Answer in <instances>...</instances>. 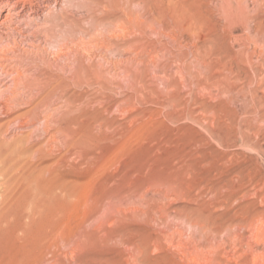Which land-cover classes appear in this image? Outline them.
<instances>
[{
    "label": "rangeland",
    "instance_id": "obj_1",
    "mask_svg": "<svg viewBox=\"0 0 264 264\" xmlns=\"http://www.w3.org/2000/svg\"><path fill=\"white\" fill-rule=\"evenodd\" d=\"M137 1L141 6L117 0L122 6L117 10L101 0L91 19L84 4L85 9L71 4L78 11L60 4L62 12H69L66 18L79 20V28L88 32L78 34L88 47H73L76 54L55 49L64 34L48 19L46 26L43 20L29 28L20 25L30 37L38 36L39 48L23 42L0 49L5 57L0 63L8 61L0 64L1 83L10 81L4 70L21 53L28 58L24 55L20 70L28 66L30 74L53 80L43 91L19 86L14 95L9 90L0 95V112L5 113H0V153H23L25 166L37 167L41 179L49 177L69 201L57 197L59 212L39 231L44 264L54 259L60 264H264V0H171L179 8L164 0L166 9L163 0H156V25L163 22L156 32L147 22L134 24L123 15L150 7V0H144L145 8L143 0ZM176 9H183L186 18ZM117 20L130 29L123 31ZM95 21L102 23L104 37ZM110 32L114 38L107 36ZM106 36L113 47L102 39ZM100 41H109L111 48ZM28 108L31 114L21 117ZM31 243L17 239L2 247L22 255Z\"/></svg>",
    "mask_w": 264,
    "mask_h": 264
},
{
    "label": "bare ground",
    "instance_id": "obj_2",
    "mask_svg": "<svg viewBox=\"0 0 264 264\" xmlns=\"http://www.w3.org/2000/svg\"><path fill=\"white\" fill-rule=\"evenodd\" d=\"M116 1L117 0H104V3L105 4H107V5H105L106 6V8L107 9H113V8H116L117 10L119 9V8H121V7H119V6H117L118 4H115L116 3ZM120 1H122V0H119V3H120ZM126 1V0H125ZM130 2L131 4L133 3V5L134 4H136V6L137 5H139L141 2H139V1H137L136 2V0H127V2ZM151 1V4H150V2L148 3V4H150V7L148 8V10L147 9H144V11H142V13H140V14H134L135 12H133V11H131V12H133V14H131V13H129V14H126L128 11H126V13H124L125 11L123 10V13H121V14H123V15H125L127 18H128V20L129 21H134L133 23L134 24H136V23H142L143 21L144 22H147L148 23V25H151L152 26V28H153V30H155V32H156V27L160 24V22L159 21H157V22H159V24L158 25H156V12L158 11L159 12V10L157 9V11L155 12L154 11V7H157V5L155 6V3H156V0H150ZM170 2H171V0H169ZM192 1V0H191ZM201 1V0H200ZM67 4H66V3ZM126 2V3H127ZM144 2V0L142 1V5H143V7L142 8H145V4L143 3ZM163 4H164V6H165V1L163 0ZM168 2V1H167ZM166 2V4H168ZM172 2H174V1H172ZM172 2H171V5H172ZM194 1H192V3H193ZM197 2H198V0H197ZM228 2V1H227ZM236 2V1H235ZM63 3H65V4H63ZM102 2H101V0H0V49H3V51H4V49L6 50V49H8L9 50V48L10 47H17V46H19L20 47V43H26V44H24V46L25 45H27V46H29V47H31V48H33L36 44H35V42H36V40H37V38L35 37V36H37L36 34L34 35V37H30L29 35H28V32L30 33V31H24V29L22 28L25 24H26V26L25 27H28V25H32L33 23H35V24H40V20H43V22H44V20L46 19H48L47 20V22H49L52 26H54V25H56V27H57V29H59V31H61L63 34H64V38L62 39V42L61 43H57V44H59V46L56 44L55 45V43H54V45L55 46H57V47H59L58 49H57V47L55 48L56 50H59V51H63L65 48L67 49H69V50H71V53H75V52H72V48L73 47H77V46H79V44H81V43H83L82 44V46L84 45L85 46V42H84V37H82L83 35L85 36V35H88L87 33L88 32H85V31H82L83 29H81V28H79V20H78V22H77V20H74L73 18L72 19H67L66 18V13L68 12H66L65 10H68V9H73V8H75L77 11H78V9L75 7V6H73V5H71V4H76V6H78V8H79V6H81L82 7V5H83V7H88V11L91 13V15H90V19H91V17H92V15H94V14H96V12L100 9V6H102V5H100ZM125 3V4H126ZM176 4H177V2H175ZM179 3V2H178ZM186 3L188 4L189 2H187L186 1ZM68 5V4H70L71 6H65V8L66 7H70V8H68V9H65L64 11H65V13L64 12H62V10H61V6H59V5ZM77 4H79V5H77ZM82 4V5H81ZM115 4V5H114ZM170 4V3H169ZM197 5H199L198 3H196ZM203 4V3H202ZM129 5V4H128ZM128 5L126 4V6H127V8L129 9L130 7H128ZM175 5V4H174ZM174 5H172V6H174ZM180 5H181V3H180ZM200 5H201V3H200ZM57 6H58V8L60 9V10H58V9H55V8H57ZM125 6V5H124ZM131 6V5H130ZM139 6H141V5H139ZM176 6V5H175ZM182 6V5H181ZM204 6V5H203ZM73 7V8H72ZM80 7V8H81ZM82 7V8H83ZM119 7V8H118ZM134 7V6H133ZM177 7V6H176ZM201 7H202V5H201ZM79 8V9H80ZM105 8V7H104ZM103 8V9H104ZM126 8V7H125ZM126 8V9H127ZM138 8V7H137ZM141 8V7H140ZM159 8H160V6H159ZM165 9H166V6L164 7ZM170 8V6L169 7H167V9H169ZM172 8V7H171ZM177 8H179V6L177 7ZM181 8V7H180ZM184 8V7H183ZM189 8H191L190 6H189ZM189 8H188V10H189ZM192 8H193V6H192ZM196 7H194V9H195ZM198 8V7H197ZM62 9H64V7L62 8ZM83 9H85V8H83ZM82 9V10H83ZM87 9V8H86ZM132 9V8H131ZM134 9V8H133ZM132 9V10H133ZM160 9H163V8H160ZM187 8L185 7V13H186V10ZM58 10V11H57ZM74 10V9H73ZM106 10V9H105ZM139 10H141V9H139ZM138 10V11H139ZM146 10H147V12H146ZM174 10V9H173ZM180 10H183V9H180ZM179 10V12H178V9H176V11L178 12V14L181 12ZM190 10H192V9H190ZM71 11V10H70ZM108 11V10H107ZM115 11V10H114ZM137 11V10H136ZM171 11V10H170ZM100 12H101V10H100ZM121 12V11H120ZM140 12V11H139ZM172 12H174V11H172ZM183 12H184V10H183ZM182 12V13H183ZM193 12V11H192ZM69 13V12H68ZM74 13V12H73ZM82 13V12H81ZM83 13H85L84 11H83ZM82 13V15L84 16V14ZM87 13V12H86ZM85 13V14H86ZM165 13V12H164ZM188 13V12H187ZM202 13V12H201ZM99 14H103V13H99ZM119 14V13H118ZM161 14V13H160ZM168 14H169V12H168ZM168 14L167 15H165V16H168ZM173 14V13H172ZM177 14V13H176ZM181 14V13H180ZM190 14V13H189ZM193 13H191L190 14V16L192 17L193 15H192ZM199 14V13H198ZM78 15V14H77ZM81 15V14H80ZM81 15V16H82ZM184 16L185 17V14H181V16ZM74 16V15H73ZM79 16V15H78ZM169 16H170V14H169ZM175 16H177V15H175ZM174 15H172V17L173 18H176ZM188 16L189 15H187V19H188ZM197 16V15H196ZM80 17V16H79ZM115 17V16H114ZM171 17V18H172ZM81 18V17H80ZM123 18V17H122ZM143 18V19H142ZM178 18V17H177ZM183 18V17H182ZM182 18H180V15H179V18L178 19H180V21H182L181 19ZM186 18V17H185ZM193 18H195V15L193 16ZM197 18H198V16H197ZM196 18V19H197ZM165 19H167V18H165ZM178 19H176V22H177V20ZM186 19V20H187ZM203 19V18H202ZM106 20V19H105ZM108 20V19H107ZM158 20V19H157ZM161 20V19H160ZM89 21V20H88ZM103 21V20H102ZM117 21H119V20H117ZM121 21V20H120ZM120 21L118 22V23H120ZM162 21V20H161ZM169 21V20H168ZM191 21H193V19L191 20ZM196 21V20H195ZM87 22V21H86ZM172 22V21H171ZM188 22V21H187ZM45 23V22H44ZM48 23V24H49ZM84 22H83V20H82V23H80V24H83ZM88 23V22H87ZM124 21H121V23H120V26H119V28H121V29H123V31L126 29H130V28H128L129 27V25H128V27H125L126 25H124ZM132 22H130V24H131ZM132 23V24H133ZM163 23V22H162ZM161 23V24H162ZM175 23V22H174ZM177 23H179V21L177 22ZM183 23V22H182ZM185 23V22H184ZM192 23V22H191ZM23 26H22V25ZM49 24V25H50ZM95 24L96 25H98V27L100 26H102L101 24V22H96L95 21ZM116 24V23H115ZM114 24V25H115ZM160 24V25H161ZM166 24V23H165ZM176 24V23H175ZM196 24H198L197 22H196ZM20 25L22 26V27H20ZM34 25V24H33ZM44 25V24H43ZM43 25H41L42 27H43ZM85 25H86V23H85ZM113 25V26H114ZM145 25H146V23H145ZM145 25H144V28H145ZM163 25V24H162ZM36 26V25H35ZM44 26H46V23H45V25ZM81 26H83V25H81ZM80 26V27H81ZM116 27H117V25H115ZM134 26V25H133ZM140 26V25H139ZM143 26V25H142ZM194 26V25H193ZM24 27V28H25ZM37 27V26H36ZM36 27H34L35 28V30L37 29ZM86 27V26H85ZM96 27V26H95ZM98 27H96V28H98ZM100 27L98 28V29H100ZM29 28V27H28ZM33 28V27H32ZM34 28H33V30H34ZM44 28V27H43ZM46 28V27H45ZM134 27H132L131 29H133ZM139 28V27H138ZM31 29V28H30ZM41 29V28H40ZM54 29H56V28H54ZM54 29H53V31H54ZM90 30L92 29V28H89ZM115 29V28H114ZM146 29V28H145ZM148 29V28H147ZM34 30V31H35ZM93 30H95V29H93ZM103 31V29L101 28L100 29V31ZM105 30V29H104ZM120 30V29H119ZM126 30H125V32H126ZM136 30V28L134 29V31ZM142 30V29H141ZM141 30H139V31H141ZM149 30V29H148ZM152 30V31H153ZM42 31H43V29H42ZM111 31V30H110ZM113 32H114V30H112ZM115 31H116V29H115ZM132 31V30H131ZM138 31V32H139ZM147 31V30H146ZM27 32V33H26ZM33 32V31H32ZM57 32V31H56ZM61 32H59V33H61ZM95 32H96V30H95ZM122 32V31H121ZM120 32V35H125V34H123V33H121ZM124 32V33H125ZM137 32V31H136ZM135 32V34L137 35V33ZM141 32H143V31H141ZM38 34L40 33V32H37ZM51 33V32H50ZM61 33V34H62ZM90 33H91V35H92V38L90 39V41L94 38V36H93V33L90 31ZM104 33V34H103ZM103 33H99V34H102L103 35V37H104V35H105V31H103ZM128 33H130V31L128 32ZM128 33H126L127 35H129ZM134 33V32H133ZM78 34L79 35H82L81 37L82 38H78L79 36H78ZM110 34H112L111 32L109 33V35H107L108 37L110 36ZM115 34V33H114ZM131 35H133L132 34V32L130 33ZM143 34H145V32L143 33ZM40 35V34H39ZM48 35V34H47ZM51 35V34H50ZM53 35H55V34H53ZM95 35H97V34H95ZM117 33L114 35L115 36V39L117 40L118 38H117ZM120 35H118L119 37H122V36H120ZM140 35H141V33H140ZM32 36V35H31ZM45 37H46V35H44ZM52 36V35H51ZM105 37V39L104 38H102L103 40H106V38H107V40L109 39L108 37ZM113 36V34L110 36V38ZM126 36V35H125ZM144 36V35H143ZM147 36V35H146ZM153 36V35H152ZM38 37V36H37ZM61 37V36H60ZM99 37H102V36H99ZM155 37V36H154ZM56 38V37H55ZM97 38V37H96ZM112 38H114V37H112ZM129 38V37H128ZM149 38V37H148ZM43 39H44V37H43ZM45 39H47V37L45 38ZM44 39V40H45ZM54 39V38H53ZM58 39H59V37H58ZM58 39H56V40H58ZM83 39V40H82ZM85 39H86V37H85ZM88 39V38H87ZM97 39H99V38H97ZM43 40V41H44ZM55 40V39H54ZM55 40V42H57ZM96 40V39H95ZM110 41L111 40H113V39H109ZM35 41V42H34ZM42 41V42H43ZM46 41V40H45ZM44 41V42H45ZM48 41H50V40H48ZM48 41L46 42V43H48ZM87 41V40H86ZM90 41H89V43L87 42V44H90ZM94 41V40H93ZM119 41V40H118ZM141 41V40H140ZM52 42V41H51ZM50 42V43H51ZM107 43V45L110 43L109 41H100L99 43ZM120 42V41H119ZM139 42V41H138ZM138 42H136V43H134L133 45H135V44H137ZM49 43V44H50ZM53 43V42H52ZM85 43V44H84ZM118 43V42H117ZM124 43V42H123ZM141 43V42H140ZM148 43V42H147ZM151 43H152V41H151ZM44 44V43H43ZM49 44H48V48L49 47H51V46H49ZM111 46L113 47V45H114V43H113V45H112V41H111ZM110 44L108 45L110 48H111V46H110ZM120 44H122V43H120ZM130 44V43H129ZM23 45V44H22ZM45 45V44H44ZM91 45V44H90ZM89 45V46H90ZM97 45H98V43H97ZM101 45V44H100ZM104 45V44H103ZM101 46V47H104V46H106V45H104V46ZM131 45V44H130ZM27 46H26V48H27ZM40 46V45H39ZM47 46V45H46ZM45 46V47H46ZM52 46H53V44H52ZM54 46V47H55ZM84 46H83V48H84ZM93 46V44L91 45V48H90V50H89V52L91 51V49L92 48H94V47H92ZM108 46H106V47H108ZM120 46V45H119ZM119 46H118V48H119ZM128 46V45H127ZM126 46V47H127ZM132 46V45H131ZM150 46V45H149ZM42 47H44V46H41V48ZM81 47V46H80ZM79 47V49H81ZM86 48L88 47V46H85ZM95 47H97V46H95ZM108 47V48H109ZM121 47V46H120ZM139 47V46H138ZM137 47V48H138ZM141 47V46H140ZM23 48H25V47H23ZM36 48H39L37 45H36ZM35 48V49H36ZM40 48V49H41ZM82 48V49H83ZM98 48V47H97ZM108 48H106V49H108ZM116 48H117V46H116ZM123 48V47H122ZM127 48H129V47H127ZM143 48V47H142ZM22 49V48H21ZM40 49H38L39 51H40ZM55 49H54V52L55 53H57V52H59V51H55ZM74 49V48H73ZM77 49V48H76ZM101 49V48H100ZM105 51H106V49L105 48H103ZM115 49V48H114ZM114 49H112V50H114ZM136 49V48H135ZM134 49V50H135ZM19 50V49H18ZM27 50L29 51V50H34V49H30V48H27ZM38 50H35V51H38ZM53 49H51V51H52ZM75 50V49H74ZM97 50V49H96ZM95 50V51H96ZM103 50V51H104ZM111 50V51H112ZM121 50H124V49H121L120 48V51ZM128 50V49H127ZM131 51L130 52H132V49H130ZM38 51V52H39ZM41 51H42V49H41ZM48 51V50H47ZM50 51V52H51ZM76 51V50H75ZM78 51V50H77ZM76 51V53H78ZM80 51V50H79ZM103 51H100V52H103ZM104 51V52H105ZM109 51V50H108ZM108 51H106V52H108ZM116 53H118L119 52V49H116V50H114ZM114 51H112V52H114ZM118 51V52H117ZM136 52H137V50H135ZM135 51H134V53H135ZM139 51V50H138ZM148 51V50H147ZM44 52V51H43ZM66 52V51H65ZM65 52H63V53H65ZM68 53H69V56H70V52L69 51H67ZM66 52V53H67ZM85 52V51H84ZM88 52V51H87ZM88 52V53H89ZM98 52V51H97ZM110 52V51H109ZM109 52H108V54H109ZM152 52V51H151ZM154 52H156V51H154ZM1 54L3 53V52H0ZM5 53V52H4ZM9 53V52H8ZM8 53H7V55H8ZM24 53V52H23ZM30 53H31V51H30ZM41 53V52H40ZM60 54H62L61 52H59ZM67 53V54H68ZM75 53V54H76ZM93 53V52H92ZM126 53H127V51L125 52V55H126ZM133 53V52H132ZM147 53V52H146ZM6 54V53H5ZM12 54V53H11ZM15 54V53H14ZM20 54V53H19ZM36 54V53H35ZM37 54H39V53H37ZM37 54H36V56H37ZM44 54V53H43ZM82 55H83V52L81 53ZM90 54V53H89ZM88 54V55H89ZM100 54V53H99ZM104 54H107V53H104ZM114 54V53H113ZM122 54H124V53H122ZM140 54V53H139ZM143 54V53H142ZM4 55V54H3ZM25 55V54H24ZM24 55H22V53H21V55H17L18 56V59H17V61L12 57V61H13V59H14V61H16L15 63H14V65L13 64H11V67H10V69H8V70H4V75L6 74L7 75V77L9 76L10 78V81L9 82H5V80H4V82L3 83H1V81H0V95H2L1 93H3V92H6V93H8V90L9 91H13V95H14V90L17 88V89H19V86H23V87H27V90L30 88V86H33V87H36V88H38L39 90H41V91H43V89H45L47 86L49 87V85L50 84H52L53 82V80H52V78H49V77H45V74H30V72L28 71V69H25V68H27V67H25L24 68V70H20V68H19V65L21 66V63L23 62V57H25ZM52 57H54L55 55H53V51H52ZM74 55V54H73ZM73 55H71V56H73ZM77 55H80V54H77ZM116 55V54H115ZM119 55V54H118ZM134 55H137V54H134ZM144 55V54H143ZM1 56V55H0ZM6 56V55H5ZM9 56H11V55H9ZM13 56V55H12ZM17 56L15 55V57L17 58ZM39 56V55H38ZM44 57H45V55H43ZM59 56V55H58ZM62 56H63V54H62ZM61 56V57H62ZM67 56V55H66ZM81 56V55H80ZM85 56V55H84ZM120 56V55H119ZM132 56H133V54H132ZM27 57V56H26ZM30 57V56H29ZM32 57V56H31ZM34 57H35V55H34ZM40 57V56H39ZM38 57V58H39ZM44 57H43V59H44ZM47 57V56H46ZM57 57V56H56ZM60 57V56H59ZM58 57V58H59ZM65 57V56H64ZM76 57V56H75ZM81 57H83V56H81ZM89 57V56H88ZM116 57H118L117 55H116ZM123 57V56H122ZM130 57V56H129ZM2 58V60L5 58H3V57H0V59ZM28 58V57H27ZM36 58V57H35ZM37 58V59H38ZM42 58V57H41ZM68 58V57H67ZM85 58V57H84ZM134 58H136V57H134ZM7 59V58H6ZM31 58H29V60H30ZM46 59V58H45ZM44 59V60H45ZM55 59V58H54ZM120 59V58H119ZM7 60H9V59H7ZM11 60H9V61H11ZM26 60H28V59H26ZM25 60V61H26ZM42 60V59H41ZM43 60V61H44ZM57 60H60V59H57ZM56 60V61H57ZM66 60V59H65ZM70 60H72V62L75 60V58H74V60H73V58L72 59H70ZM33 61H34V59H33ZM46 61V60H45ZM63 61V63H64V60H62ZM61 61V62H62ZM76 61V60H75ZM74 61V62H75ZM8 62V61H7ZM7 62H4L3 64H5V63H7ZM29 62V61H28ZM30 62H32V61H30ZM41 62V61H40ZM48 62H49V60H48ZM67 62V61H66ZM70 62V61H69ZM69 62L67 63V65L69 64ZM77 62V61H76ZM10 63V62H9ZM26 63V62H25ZM42 63H44L45 65H46V63L47 62H42ZM54 63V62H53ZM1 65H3L2 64V62L0 63ZM23 64H24V62H23ZM27 64V63H26ZM32 64V66H33V64H34V62L33 63H31ZM31 64H29V67H30V65ZM36 64H38V63H36ZM35 64V65H36ZM91 64V63H90ZM8 65H10V64H8ZM39 65H41L40 63H39ZM38 65V66H39ZM48 65V64H47ZM56 66H57V64H55ZM77 65V64H76ZM75 65V66H76ZM6 66V65H5ZM24 66V65H23ZM26 66V65H25ZM58 66H60V65H58ZM64 66V65H63ZM80 66V65H79ZM89 66V65H88ZM40 67V66H39ZM42 67V66H41ZM45 67V66H44ZM43 67V68H44ZM62 67V66H61ZM60 67V68H61ZM35 68V67H34ZM48 68H49V66H48ZM51 68H52V65H51ZM80 68V67H79ZM0 69H1V67H0ZM3 69V68H2ZM1 69V70H2ZM6 69H7V67H6ZM22 69V68H21ZM39 69V68H38ZM41 69V68H40ZM50 69V68H49ZM48 69V70H49ZM54 69V68H53ZM55 69H56V67H55ZM54 69V70H55ZM62 69V68H61ZM66 69V68H65ZM116 68L114 67V70H115ZM118 69V68H117ZM120 69V68H119ZM37 70V69H36ZM52 70V69H51ZM53 70V72L55 73V71ZM63 71H64V68L62 69ZM71 70H75L76 71V69H72L71 68ZM83 70V69H82ZM90 70H91V67H90ZM94 70H95V68H94ZM109 70V69H108ZM31 71H32V69H31ZM43 71V70H42ZM61 71V70H60ZM63 71H61V72H63ZM66 71H68V70H66ZM81 71V70H80ZM97 71H99L98 69H97ZM97 71H95L96 72V75L98 74L97 73ZM118 71V70H117ZM29 72V73H28ZM57 72V71H56ZM70 72V71H69ZM74 72V71H73ZM100 72V71H99ZM113 72V71H112ZM116 72V71H115ZM34 73V72H33ZM36 73V72H35ZM80 73V72H79ZM78 73V74H79ZM83 73V72H82ZM86 73V72H85ZM2 74V73H1ZM64 74V73H63ZM74 74V73H73ZM81 74V73H80ZM100 74H102V71H101V73ZM104 74V73H103ZM106 74V73H105ZM61 75H62V73H61ZM88 75V74H87ZM65 75H63V77H64ZM70 76H71V74H70ZM72 76H74V75H72ZM81 76H82V74H81ZM101 76V75H100ZM105 76V75H104ZM58 77H61L60 75L58 76ZM66 77V76H65ZM64 77V78H65ZM6 78V77H5ZM67 78V77H66ZM56 80H57V78H56ZM56 80H54L55 82H56ZM68 80H69V78H68ZM67 80V81H68ZM69 82V81H68ZM74 82V81H73ZM77 82V81H76ZM72 83V82H71ZM56 84V83H55ZM61 84V82H58L57 81V85H60ZM69 84V83H68ZM74 84V83H73ZM72 84V86H74ZM64 84H62V86H63ZM76 85H77V83H76ZM108 85V84H107ZM29 87V88H28ZM36 88H35V90H36ZM11 89V90H10ZM22 89V88H21ZM32 89V87L30 88V90ZM37 89V90H38ZM49 89H50V87H49ZM59 90V89H58ZM58 90H56L57 92H58ZM23 92V91H22ZM25 92V91H24ZM28 92V91H27ZM33 92H35V91H33ZM60 92H62V90L60 91ZM63 92H65V91H63ZM18 93L20 94V92L18 91ZM17 93V94H18ZM30 93V92H29ZM42 93V92H41ZM12 94V93H11ZM16 94V95H17ZM24 94V93H23ZM54 94V93H53ZM13 95H11V96H13ZM27 95H29V94H27ZM27 95H25L24 96V99H27V98H25V97H27ZM36 95V94H35ZM60 95V94H59ZM9 96V95H8ZM34 96V95H33ZM43 96V95H42ZM56 96V95H55ZM62 96V95H61ZM5 97H7V95L5 96ZM29 98L31 97V95L30 96H28ZM35 97V96H34ZM52 97V96H51ZM2 98H4V97H2ZM1 98V99H2ZM14 98V97H13ZM12 98V99H13ZM15 98L17 99V97L15 96ZM15 98H14V100H15ZM28 98V99H29ZM32 98V97H31ZM30 98V99H31ZM6 99V98H5ZM22 99V98H21ZM50 99H52V98H50ZM64 98H62L61 97V100H63ZM76 99V98H75ZM8 100V99H7ZM6 100V101H7ZM38 100V99H37ZM20 101H22V100H20ZM27 101H30V100H27ZM32 101H33V98H32ZM60 101V100H59ZM3 102V101H2ZM24 101H22V103H23ZM35 102H37V101H35ZM44 102V101H43ZM43 102H42V104H43ZM51 102V101H50ZM66 102V101H65ZM68 102V101H67ZM71 102V101H70ZM70 102H68V105H70V106H73V105H71V103ZM73 102V101H72ZM8 103V102H7ZM6 103V104H7ZM11 103V102H10ZM10 103H8V104H10ZM19 103H21V102H19ZM45 104H48V101H47V103L46 102H44ZM56 103V102H55ZM2 104V103H1ZM16 104V103H15ZM14 103H13V105H15ZM33 104H35V103H33ZM32 104V105H33ZM50 104V103H49ZM52 104H54L53 103V101H52ZM57 104V103H56ZM59 104V103H58ZM78 104V103H77ZM3 105V104H2ZM1 105V106H2ZM41 105V104H40ZM8 106V105H7ZM9 106H11V105H9ZM16 106V105H15ZM18 106V105H17ZM45 106V105H44ZM50 106V105H49ZM54 106V105H53ZM58 106H63V104H59ZM59 107V108H60ZM65 107H67V105H66V103H65ZM2 108H5L4 106L2 107ZM6 108H8V107H6ZM5 108V109H6ZM15 108V107H14ZM13 108V109H14ZM46 108V107H45ZM58 108V109H59ZM63 108H64V106H63ZM69 108V107H68ZM11 109V108H10ZM29 109V108H28ZM27 109V110H28ZM41 109V108H40ZM33 110V108H31V109H29L28 111H24L23 112V114H21V117L23 116V115H25V114H28V113H30L31 114V111ZM65 110V109H64ZM10 111V110H9ZM12 111V110H11ZM44 111V110H43ZM8 112V111H7ZM6 112V113H7ZM45 112V111H44ZM1 113V112H0ZM2 113H4V112H2ZM1 113V114H2ZM19 113V112H18ZM47 113V112H46ZM5 114V113H4ZM29 114V115H30ZM36 114V113H35ZM3 115V114H2ZM1 115V116H2ZM17 115V114H16ZM46 116H47V114H45ZM51 115V114H50ZM4 116V115H3ZM18 117L20 116L19 114L17 115ZM28 116V115H27ZM6 117V116H5ZM17 117V118H18ZM25 119H26V117H24ZM42 119H43V117H41ZM31 119V121L33 120L32 118H30ZM36 119V118H35ZM49 119V118H48ZM23 120V119H22ZM21 120V121H22ZM39 120V119H38ZM37 120V121H38ZM45 120H46V118H45ZM24 122H25V120H23ZM22 121V122H23ZM29 121V120H28ZM40 121V120H39ZM43 121V120H42ZM14 122V121H13ZM18 122V120H15V123H17ZM22 122H20V123H22ZM23 122V123H24ZM53 122V121H52ZM61 122V121H60ZM59 122V123H60ZM62 122H64V121H62ZM1 123V122H0ZM50 122L48 121V123L46 124V121H45V125H48ZM59 123H58V125H59ZM12 124V123H11ZM40 123H37V127H38V125H39ZM42 124H43V122H42ZM53 124V123H52ZM57 124V123H56ZM63 124V123H62ZM12 126V125H11ZM19 126V125H18ZM17 126V127H18ZM32 126V125H31ZM53 126V125H52ZM0 127H1V125H0ZM33 127H35V126H33ZM32 127V128H33ZM36 127V128H37ZM64 127V124H63V126H62V128ZM69 127V126H68ZM32 128H31V130H32ZM38 128H40V126L38 127ZM45 128H47V127H45ZM45 128H43L44 129V132L43 133H45ZM73 128V127H72ZM50 129V128H49ZM68 129V128H67ZM74 129H75V127H74ZM40 130V129H39ZM60 130H61V128H60ZM63 130H65V129H63ZM34 131H36V129H34ZM41 131H43L42 130V128H41ZM49 131V130H48ZM48 131H46V133L48 132ZM1 132V131H0ZM32 132V131H31ZM56 132V131H55ZM62 132V131H61ZM6 133V132H5ZM22 133V132H21ZM57 133V132H56ZM35 134H37V131L35 132ZM52 134V135H51ZM50 135L51 136H53V134L54 133H51ZM3 135H5V134H3ZM42 135H44V134H42ZM49 135V136H50ZM57 135V134H56ZM58 135H59V133H58ZM68 135V134H67ZM39 136V135H38ZM48 136V135H47ZM5 137V136H4ZM3 137V138H4ZM29 137H31V136H29ZM35 137V136H34ZM32 138V137H31ZM35 138H37V137H35ZM41 138V137H40ZM11 139V138H10ZM40 140V139H39ZM28 141V140H27ZM33 142V141H32ZM37 142H38V140H37ZM10 143H11V141H10ZM9 143V144H10ZM21 143V142H20ZM5 145H6V143H5ZM8 145V144H7ZM5 147V146H4ZM21 147H23L22 145H21ZM1 148V147H0ZM17 148V147H16ZM10 150V149H9ZM8 151V150H7ZM16 152V151H15ZM22 154L23 153H12V151H11V153L9 152V153H0V264H44V262H46L45 261V256H46V250L43 248V246L42 245H44V238L42 239V241L40 242V239L42 238H39V236H38V234H39V231L40 230H42V227L45 225V224H50V217L52 218L53 217V215H54V213L55 214H57V211H58V208H59V204L57 203V200H56V198L57 197H60L61 196V193H62V189L60 188V187H57V186H55V185H52L51 183H52V181H51V179L49 178V177H46L45 176V178H42L41 179V177L43 176H41V173L39 172V170L37 169L36 170V168L37 167H35V169H33V168H30V167H26L25 166V163L23 162V159H22ZM32 155H33V153H31ZM29 155V154H28ZM27 156V155H26ZM59 172V171H58ZM47 173H49L48 171H47ZM46 173V174H47ZM45 174V173H44ZM64 186V185H63ZM70 190V189H69ZM72 192H74V191H72ZM64 194V193H63ZM62 194V196L64 197V195ZM66 195H68V194H66ZM65 195V196H66ZM61 196V197H62ZM68 197H69V195H68ZM67 197V198H68ZM65 198V199H64ZM63 199L64 200H66V201H68L67 199H66V197H64ZM70 198V197H69ZM72 198V197H71ZM73 198H74V196H73ZM59 199V198H58ZM62 199V198H61ZM69 202V201H68ZM72 204V203H71ZM59 212V211H58ZM60 217H61V215H60ZM53 231H50L49 232V234L50 233H52ZM35 234V235H34ZM60 236H61V232H60V230H59V232H57L56 231V237L54 236V238H56V239H58V237L60 238ZM53 237V236H52ZM27 238H29V240L32 242L31 243V245H32V247H30L31 249L28 251V252H26V253H23L22 255H17V254H14V252H11V251H9V250H7V248H5V247H2V245L4 244L5 245V243H3L2 244V242H7V243H11V242H13V241H15V240H17V239H27ZM47 238V235H46V237H45V239ZM49 239V238H48ZM47 240V239H46ZM52 240V239H51ZM20 242H21V240H20ZM22 245V244H21ZM7 247V246H6ZM53 247V246H52ZM60 247V246H59ZM54 249V248H53ZM49 253V252H48ZM47 253V254H48ZM44 254H45V256H44ZM138 257V256H137ZM57 259V258H56ZM137 259V258H136ZM135 260V259H134ZM136 261H138V259L136 260ZM51 262V261H50ZM49 262V263H50ZM73 262H74V260H73ZM52 264H60L59 263V261H58V259L57 260H53V262H51ZM136 263H139V262H136ZM74 264H75V262H74ZM140 264V263H139ZM142 264V263H141Z\"/></svg>",
    "mask_w": 264,
    "mask_h": 264
}]
</instances>
